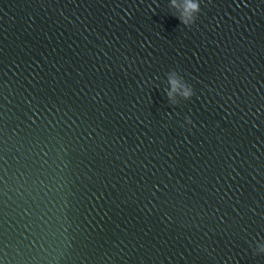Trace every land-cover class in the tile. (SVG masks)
I'll return each mask as SVG.
<instances>
[{
  "label": "water",
  "instance_id": "water-1",
  "mask_svg": "<svg viewBox=\"0 0 264 264\" xmlns=\"http://www.w3.org/2000/svg\"><path fill=\"white\" fill-rule=\"evenodd\" d=\"M199 2L0 0V264H264V0Z\"/></svg>",
  "mask_w": 264,
  "mask_h": 264
},
{
  "label": "clouds",
  "instance_id": "clouds-1",
  "mask_svg": "<svg viewBox=\"0 0 264 264\" xmlns=\"http://www.w3.org/2000/svg\"><path fill=\"white\" fill-rule=\"evenodd\" d=\"M171 8H178L176 0H170ZM201 11L199 0H184L183 10L178 11V18L183 25L191 27L196 19L198 13ZM171 89L167 93L168 99H171L173 93H177L184 99L190 98L193 93V88L184 80V78L175 70L170 71L167 74ZM172 104V103H171ZM176 104V103H175ZM173 104V105H175ZM188 122L191 123L190 118Z\"/></svg>",
  "mask_w": 264,
  "mask_h": 264
}]
</instances>
